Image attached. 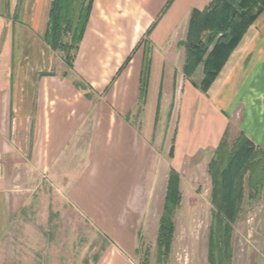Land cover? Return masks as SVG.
I'll return each mask as SVG.
<instances>
[{"label": "crops", "instance_id": "obj_1", "mask_svg": "<svg viewBox=\"0 0 264 264\" xmlns=\"http://www.w3.org/2000/svg\"><path fill=\"white\" fill-rule=\"evenodd\" d=\"M51 1L0 0V264H138L168 99L167 162L242 112L234 125L264 150V10L203 94L181 42L211 0H93L72 65L44 39Z\"/></svg>", "mask_w": 264, "mask_h": 264}, {"label": "rangeland", "instance_id": "obj_2", "mask_svg": "<svg viewBox=\"0 0 264 264\" xmlns=\"http://www.w3.org/2000/svg\"><path fill=\"white\" fill-rule=\"evenodd\" d=\"M65 40H69V37ZM58 53L63 56L66 64H71V56L68 57L60 50ZM261 54L263 55V52ZM255 82H253V88L258 81ZM199 91L203 93L200 88ZM255 91L256 88L252 92L253 98L256 97ZM172 107V101L168 99L160 111L155 128L153 141L160 160L151 161L153 184L149 191L150 207L146 226L145 229L140 230L138 264H264V170L262 173L257 170L260 165L252 167L256 161L264 163V152L260 153L258 150L262 148L249 137L258 152L251 156H244V153L238 151L242 146V141H239L238 137L243 132H240L234 124L241 120L243 112L232 120L221 150L217 154L214 152L221 142L219 132L210 129L211 126H204L200 129L201 137L197 140L194 138L188 151L189 157L195 156V158L181 162L182 164L180 159H177L170 161L171 164L167 161L171 157L169 150L174 142L178 123V117L173 115ZM152 114L155 115L154 111ZM263 117L262 110L260 118ZM246 119L248 122L249 116L246 115ZM209 120L212 121L210 125H213L214 121L211 118ZM136 124H139V118ZM215 146L214 152H207L210 147ZM203 152H206L205 155H202ZM214 160L215 175L219 182L218 193L217 181L214 182L209 173V164ZM237 160H241L242 164L239 167L240 170L234 174V168L237 169ZM244 163L247 165L244 166ZM170 166L178 173V186H175L176 189L173 191L172 185L173 193L177 191L170 209L174 232L171 250L169 254H166L163 246H159L158 234L164 204L170 191ZM261 167L264 169V166L261 165ZM226 178L230 181L225 182ZM214 185L215 195L212 193ZM213 198L229 202L240 200V212L235 221L231 222L228 250L225 248L227 244L224 243L223 236L219 235L213 238L217 246H213V249L209 247L210 230L212 225L215 228L217 214L212 203ZM226 223L224 222V227Z\"/></svg>", "mask_w": 264, "mask_h": 264}, {"label": "trees", "instance_id": "obj_3", "mask_svg": "<svg viewBox=\"0 0 264 264\" xmlns=\"http://www.w3.org/2000/svg\"><path fill=\"white\" fill-rule=\"evenodd\" d=\"M92 1L93 0L51 1L44 39L54 50L63 51L68 57L71 56L72 61L70 65H72L75 52L78 49L87 26ZM263 10L264 0H211L207 8L195 13L192 16L189 22L186 38L183 42H181V45L185 48V62L183 70L187 76H190L198 64H203L204 78L200 86L203 93H206L210 88L231 53L243 39L250 25H252L256 17ZM68 37L69 40H65V38ZM148 64L149 62L146 61L142 71V102L146 97ZM223 140L224 138L221 140L214 154H217L219 150H221ZM238 140L242 141V146H240L238 151L244 153V156H251L256 154L258 151L260 153L264 152L260 148V150L257 151L254 143L244 133L239 135ZM169 152L172 156L173 144L170 147ZM241 164L242 161L237 160V169L234 168V174H236L237 170H240L239 167ZM245 165H247V163H244V166ZM253 165V168L256 165H260L257 170L261 173L263 172L264 169H262L261 165L264 166V163L256 161ZM253 168L251 169L254 172ZM215 171L214 160L209 164V173L214 182L217 181ZM177 176L178 173L171 168L169 177V183H171L169 184L170 191L166 197L163 209L164 213L160 219L159 226L158 243L160 247L163 246L166 254H169L171 250L174 232V223L172 222L170 209L172 201L175 196H177V191L176 193H173L176 189L175 186H178ZM259 177H257V180H259ZM222 178L223 177H221V181ZM228 181H230V179L226 178L225 182ZM217 182L216 190L219 184V182ZM258 183L259 181L257 184ZM172 185L174 187L173 191ZM218 192L219 190H217V193ZM212 193H215V185ZM212 203L215 206L217 214L215 216V228L212 225L210 230L211 235L209 247L210 249H213V246H217L216 242H213V238L214 236L219 235L223 236L224 243L227 244V247L225 248L228 250L230 246V229L232 228L231 222L235 221V218L240 212V200H231L229 202L228 200L221 201L213 198ZM224 222H227L226 227H224ZM213 228L214 231L212 232Z\"/></svg>", "mask_w": 264, "mask_h": 264}]
</instances>
